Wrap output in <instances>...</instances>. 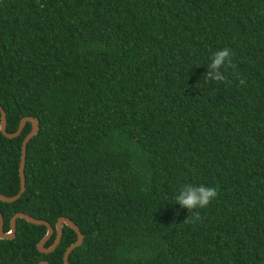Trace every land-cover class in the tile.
Masks as SVG:
<instances>
[{
    "label": "trees",
    "instance_id": "trees-1",
    "mask_svg": "<svg viewBox=\"0 0 264 264\" xmlns=\"http://www.w3.org/2000/svg\"><path fill=\"white\" fill-rule=\"evenodd\" d=\"M0 106L38 122L5 232L69 218V264H264V0H0ZM30 130L0 133L3 196ZM45 234L17 219L0 264H63L76 233Z\"/></svg>",
    "mask_w": 264,
    "mask_h": 264
},
{
    "label": "water",
    "instance_id": "water-1",
    "mask_svg": "<svg viewBox=\"0 0 264 264\" xmlns=\"http://www.w3.org/2000/svg\"><path fill=\"white\" fill-rule=\"evenodd\" d=\"M26 123L31 124V130L24 137L22 144H21V154H20V163H19L20 190L16 195L11 196V197H6L0 194V201L4 203H12V202L17 201L25 191L24 166H25V157H26V147H27V143L38 132V122L36 119L32 117L25 116L20 120L17 130L13 133H8L6 131V114L4 110L2 109V107L0 106V133L4 137L8 139H13L15 137H18L21 134ZM17 219H23L30 224L46 227L45 236L37 244V250L43 254H50L59 245L61 237H62V227L63 226H67L68 228L73 230L76 233L77 238L73 244H71L69 247L66 248L63 254V264H69L68 257L70 253L75 248L79 247L83 242V235L80 232L79 227L76 224H74L69 218H65V217L58 218L54 227H52L48 222L44 220H38L25 213H20V212L13 215L12 218L10 219V222H9L10 228L7 232L4 231V219L2 215L0 214V239L10 240L15 237ZM54 232L56 234L54 242L49 248H45V243L50 239V237L54 234ZM37 264H49V263L47 261H41Z\"/></svg>",
    "mask_w": 264,
    "mask_h": 264
}]
</instances>
